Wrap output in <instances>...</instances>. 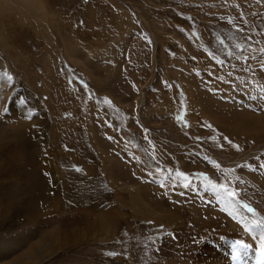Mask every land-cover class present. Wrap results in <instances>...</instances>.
Returning <instances> with one entry per match:
<instances>
[{
    "label": "rangeland",
    "instance_id": "374dc122",
    "mask_svg": "<svg viewBox=\"0 0 264 264\" xmlns=\"http://www.w3.org/2000/svg\"><path fill=\"white\" fill-rule=\"evenodd\" d=\"M25 1L0 2V264L262 255L264 0Z\"/></svg>",
    "mask_w": 264,
    "mask_h": 264
},
{
    "label": "bare ground",
    "instance_id": "6f19581e",
    "mask_svg": "<svg viewBox=\"0 0 264 264\" xmlns=\"http://www.w3.org/2000/svg\"><path fill=\"white\" fill-rule=\"evenodd\" d=\"M26 1H28L27 3H29L30 2V0H26ZM26 1H25V3H26ZM35 3H37V1L36 0H33ZM0 2H1V0H0ZM24 2V1H23ZM21 3V2H20ZM26 3V4H27ZM31 3V2H30ZM34 3V4H35ZM31 5H32V3H31ZM30 5V6H31ZM35 5H37V4H35ZM33 6V5H32ZM15 194V193H14ZM19 196H17V198H18ZM248 208V207H247ZM249 209V208H248ZM253 209V208H252ZM254 211V210H253ZM252 211V212H253ZM253 241H254V243H256L255 242V239H252ZM6 243L5 242H1L0 243V250L2 251V252H4L5 253V251H7V250H5V247H6ZM10 245V244H9ZM247 248V247H246ZM250 248V247H249ZM9 251V250H8ZM247 252H245L244 253V255H243V253H241V259L239 260V261H242V263L243 264H262V255L261 254H257V253H254L251 249H248V250H246ZM260 252V251H259ZM2 254V253H1ZM211 254V253H210ZM235 254V253H234ZM4 255V254H3ZM240 255V254H239ZM217 256V255H216ZM238 256V255H237ZM1 257V256H0ZM218 257L219 256H217V257H212L213 258V260L216 262V263H219V260H218ZM220 259V258H219ZM201 260H203V258H201V259H199V261H201ZM238 260H236V261H238ZM225 260H223L222 262H224ZM233 261V260H232ZM221 262V261H220ZM228 262H230V261H228ZM212 264V263H211ZM223 264V263H222ZM232 264H238V263H235L234 261L232 262Z\"/></svg>",
    "mask_w": 264,
    "mask_h": 264
},
{
    "label": "snow or ice",
    "instance_id": "6c2138e0",
    "mask_svg": "<svg viewBox=\"0 0 264 264\" xmlns=\"http://www.w3.org/2000/svg\"><path fill=\"white\" fill-rule=\"evenodd\" d=\"M229 143H231V141H229ZM237 147V149L239 150V147L238 146H235ZM180 176L184 177L186 180H187V177L184 175V173H179ZM189 186L188 184H185V187ZM210 187H212L213 189H220V188H223V190L225 192H228V194L230 196H233L235 197L236 196V193L234 191H229V189L226 187V186H223V185H217L215 183H211L210 182ZM249 211H253V209L249 208ZM236 244L239 245L240 247H249V245H246V244H241L239 241H236ZM261 252H262V264H264V244L261 245Z\"/></svg>",
    "mask_w": 264,
    "mask_h": 264
}]
</instances>
